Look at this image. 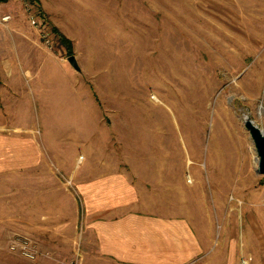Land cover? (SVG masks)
<instances>
[{
	"label": "rangeland",
	"instance_id": "obj_1",
	"mask_svg": "<svg viewBox=\"0 0 264 264\" xmlns=\"http://www.w3.org/2000/svg\"><path fill=\"white\" fill-rule=\"evenodd\" d=\"M0 11L55 55L34 88L48 111H66L35 109L31 131L17 133L31 138L41 166L0 174V225L21 224L11 252L37 260L12 246L37 248L25 238V210L46 200L44 187L63 189L84 214L77 185L86 175L125 173L149 197L171 183L173 208L199 233L208 211L215 240L222 222L251 221L264 175L244 117L264 131V0H9Z\"/></svg>",
	"mask_w": 264,
	"mask_h": 264
},
{
	"label": "crops",
	"instance_id": "obj_2",
	"mask_svg": "<svg viewBox=\"0 0 264 264\" xmlns=\"http://www.w3.org/2000/svg\"><path fill=\"white\" fill-rule=\"evenodd\" d=\"M5 14L0 11V174L33 172L43 157L34 155L30 137L23 139L17 132L31 131L35 109L43 117L52 111L61 117L66 111H48V99L34 88V83L45 81L48 63H57L55 55L32 28L18 26L17 17L8 24L1 22ZM67 115L77 117V111L69 109ZM83 179L77 189L85 199L84 214L74 197L55 187L48 193L42 189L48 197L41 204L27 202L24 233L37 247L36 261L9 248L11 233L21 230V224L1 223L0 229L11 230L9 235L0 231V264H66L74 257L81 264H241L248 255L251 264H264V189L252 194L260 198L251 221L222 222L215 240L208 211L199 233L190 213L173 208L176 195L171 183L154 185V196L149 197L125 173ZM165 188L169 190H158ZM184 200L188 204L187 197Z\"/></svg>",
	"mask_w": 264,
	"mask_h": 264
},
{
	"label": "water",
	"instance_id": "obj_3",
	"mask_svg": "<svg viewBox=\"0 0 264 264\" xmlns=\"http://www.w3.org/2000/svg\"><path fill=\"white\" fill-rule=\"evenodd\" d=\"M69 62L75 69L79 70V65L74 56L69 58ZM244 124L250 132L256 146L258 154V172L264 175V132L248 115L244 117Z\"/></svg>",
	"mask_w": 264,
	"mask_h": 264
},
{
	"label": "built area",
	"instance_id": "obj_4",
	"mask_svg": "<svg viewBox=\"0 0 264 264\" xmlns=\"http://www.w3.org/2000/svg\"><path fill=\"white\" fill-rule=\"evenodd\" d=\"M11 18L10 15H5L3 18H2V21L3 22H7L9 21ZM30 20H31V23L36 26V27H39V21L37 20V18L33 15L30 16ZM43 38L45 39V43H50V39L48 38V35L47 33H44L43 34ZM17 248H20V251L22 252V254L24 256H26L27 258H30V259H36L38 253H37V248L33 247L31 244L25 242L23 243L21 246L20 245H13L12 246V249L16 250ZM243 264H249L248 262V259L247 257H243Z\"/></svg>",
	"mask_w": 264,
	"mask_h": 264
},
{
	"label": "trees",
	"instance_id": "obj_5",
	"mask_svg": "<svg viewBox=\"0 0 264 264\" xmlns=\"http://www.w3.org/2000/svg\"><path fill=\"white\" fill-rule=\"evenodd\" d=\"M7 1H9V0H0V2H7Z\"/></svg>",
	"mask_w": 264,
	"mask_h": 264
},
{
	"label": "bare ground",
	"instance_id": "obj_6",
	"mask_svg": "<svg viewBox=\"0 0 264 264\" xmlns=\"http://www.w3.org/2000/svg\"><path fill=\"white\" fill-rule=\"evenodd\" d=\"M256 124V123H255ZM257 125V124H256ZM264 132V131H263Z\"/></svg>",
	"mask_w": 264,
	"mask_h": 264
}]
</instances>
